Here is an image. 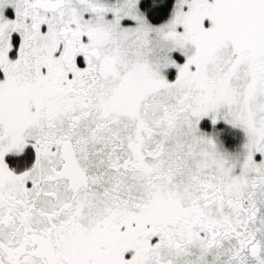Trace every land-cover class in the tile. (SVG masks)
I'll use <instances>...</instances> for the list:
<instances>
[{"label": "snow or ice", "instance_id": "snow-or-ice-1", "mask_svg": "<svg viewBox=\"0 0 264 264\" xmlns=\"http://www.w3.org/2000/svg\"><path fill=\"white\" fill-rule=\"evenodd\" d=\"M0 264H264V0H0Z\"/></svg>", "mask_w": 264, "mask_h": 264}]
</instances>
